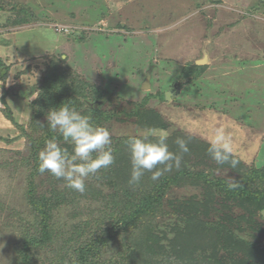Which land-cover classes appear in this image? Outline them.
Here are the masks:
<instances>
[{"label": "trees", "instance_id": "16d2710c", "mask_svg": "<svg viewBox=\"0 0 264 264\" xmlns=\"http://www.w3.org/2000/svg\"><path fill=\"white\" fill-rule=\"evenodd\" d=\"M5 1L0 0V17L3 12L11 15L0 28L36 23L29 6ZM73 37L85 40L84 34ZM68 62L52 55L43 64L27 125L16 122L6 102L8 91L0 97L10 124L5 131L12 133L0 140L10 146L23 141L21 152L28 150L12 166L13 174L21 177L18 200L23 209L0 203V213L11 217L7 223L17 233L13 264H264V167L250 165L237 154L235 168L217 165L207 154V141L172 130L151 107L156 97L165 100L163 92H145L137 101L125 98L110 81L94 84ZM206 68L193 63L180 76L191 83ZM9 74L10 66L0 59L1 85ZM61 104L90 115L111 133L115 162L89 177L83 194L37 171L45 141L59 139L46 125L47 112ZM148 129L167 131L173 152L179 151L178 137L188 139L190 151L179 170L158 181L146 172L133 188L124 141ZM61 144L71 152V145Z\"/></svg>", "mask_w": 264, "mask_h": 264}, {"label": "rangeland", "instance_id": "374dc122", "mask_svg": "<svg viewBox=\"0 0 264 264\" xmlns=\"http://www.w3.org/2000/svg\"><path fill=\"white\" fill-rule=\"evenodd\" d=\"M213 1L6 0L29 6L38 19L0 28V59L10 66L0 97L8 91L16 122L27 125L43 64L62 55L94 84L110 81L122 97L137 101L145 92H163L165 100L156 97L151 107L172 130L208 142L222 127L232 137L234 154L264 167V0ZM10 15L3 12L0 24ZM74 34L85 40L76 41ZM205 58L200 80L182 79L184 67ZM148 75L150 88L143 89ZM2 108L0 101V137L11 138ZM23 144L0 140V203L9 209H23L21 177L12 168L20 155H28L21 152ZM10 218L0 213V264L15 259Z\"/></svg>", "mask_w": 264, "mask_h": 264}, {"label": "clouds", "instance_id": "9594fccd", "mask_svg": "<svg viewBox=\"0 0 264 264\" xmlns=\"http://www.w3.org/2000/svg\"><path fill=\"white\" fill-rule=\"evenodd\" d=\"M46 125L58 134L59 139L53 136L45 141L38 152L37 171L63 180L71 190L85 193L86 180L115 162L110 131L95 123L90 115L81 114L68 104L50 109ZM61 141L64 145H71V152L62 146ZM167 141L168 132L165 130L156 133L148 129L140 135L127 137L124 144L131 164L130 186H139L146 172L151 173L152 181H158L165 174L181 168L184 154L190 151V141L178 137L175 140L178 152L171 151ZM206 151L217 165L229 164L235 168L239 164L234 155L232 137L222 127L214 129Z\"/></svg>", "mask_w": 264, "mask_h": 264}, {"label": "water", "instance_id": "95a60500", "mask_svg": "<svg viewBox=\"0 0 264 264\" xmlns=\"http://www.w3.org/2000/svg\"><path fill=\"white\" fill-rule=\"evenodd\" d=\"M206 64H207L206 58L198 62L199 66H205ZM148 88H150V75L147 76V78L144 82V85H143V89H148ZM170 93L173 94L174 92L171 91V92L167 93L166 96L169 100H170V97L172 96ZM262 216L264 218V210L262 211Z\"/></svg>", "mask_w": 264, "mask_h": 264}]
</instances>
